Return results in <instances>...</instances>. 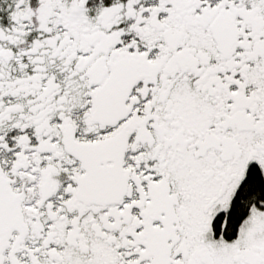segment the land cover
I'll list each match as a JSON object with an SVG mask.
<instances>
[{
  "label": "snow or ice",
  "instance_id": "obj_1",
  "mask_svg": "<svg viewBox=\"0 0 264 264\" xmlns=\"http://www.w3.org/2000/svg\"><path fill=\"white\" fill-rule=\"evenodd\" d=\"M0 264H264V0H0Z\"/></svg>",
  "mask_w": 264,
  "mask_h": 264
}]
</instances>
